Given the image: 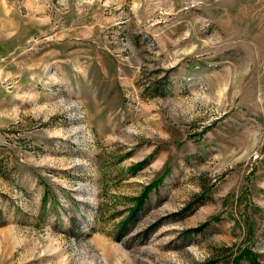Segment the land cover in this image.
<instances>
[{"label": "rangeland", "instance_id": "obj_1", "mask_svg": "<svg viewBox=\"0 0 264 264\" xmlns=\"http://www.w3.org/2000/svg\"><path fill=\"white\" fill-rule=\"evenodd\" d=\"M208 262L264 264V0H0V264Z\"/></svg>", "mask_w": 264, "mask_h": 264}, {"label": "trees", "instance_id": "obj_2", "mask_svg": "<svg viewBox=\"0 0 264 264\" xmlns=\"http://www.w3.org/2000/svg\"><path fill=\"white\" fill-rule=\"evenodd\" d=\"M141 199V198H140ZM202 264H204V263H202ZM205 264H209V262L208 263H205Z\"/></svg>", "mask_w": 264, "mask_h": 264}]
</instances>
